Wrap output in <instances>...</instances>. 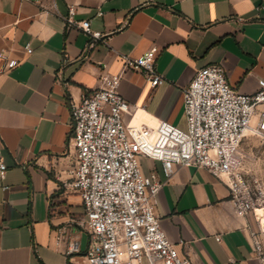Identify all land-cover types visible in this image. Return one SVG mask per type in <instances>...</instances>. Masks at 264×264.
Returning a JSON list of instances; mask_svg holds the SVG:
<instances>
[{"label": "crops", "instance_id": "0c3cea01", "mask_svg": "<svg viewBox=\"0 0 264 264\" xmlns=\"http://www.w3.org/2000/svg\"><path fill=\"white\" fill-rule=\"evenodd\" d=\"M70 7L75 20H89L103 35L87 54L90 36L67 24ZM153 47L165 82L154 88L130 70L119 93L138 120L186 130L183 90L200 69L223 66L240 94L260 90L264 0H0V162L7 167L0 174V264H87L90 234L71 185L70 101L99 88L102 76L122 74L123 55L138 58ZM140 163L145 176L165 180L160 162ZM156 213L193 264H264L253 240L258 234L264 246L258 221L238 216L227 185L205 169L175 167L156 196ZM69 241L78 242L79 255L65 254Z\"/></svg>", "mask_w": 264, "mask_h": 264}, {"label": "built area", "instance_id": "2783aa9c", "mask_svg": "<svg viewBox=\"0 0 264 264\" xmlns=\"http://www.w3.org/2000/svg\"><path fill=\"white\" fill-rule=\"evenodd\" d=\"M75 14L70 7L66 22L90 36L87 54L103 35L93 32L89 20H75ZM25 49L33 52L30 45ZM157 52L153 47L138 58L123 55L122 74L102 76L99 88L81 102L70 101L69 148L76 156L71 185L81 196L90 234L83 256L87 264H193L168 239L156 213V196L177 166L205 169L221 179L230 190L236 214L254 215L260 234L264 233V182L245 168L240 151L248 135L264 141V109H260L264 81L257 93L240 94L229 85L223 66L204 67L183 90L187 129L167 121L149 125L137 119V108L118 89L130 70L143 73L154 88L162 85L165 77L156 68ZM1 57L6 59L4 54ZM17 65L16 60H8L10 68ZM141 157L160 162L165 180L156 173L145 176ZM6 169L0 162L2 177ZM253 240L264 263L258 234L253 233ZM65 254L79 255L78 242L69 241Z\"/></svg>", "mask_w": 264, "mask_h": 264}, {"label": "rangeland", "instance_id": "374dc122", "mask_svg": "<svg viewBox=\"0 0 264 264\" xmlns=\"http://www.w3.org/2000/svg\"><path fill=\"white\" fill-rule=\"evenodd\" d=\"M241 153L244 155L246 169L258 175L264 182V141L254 135H248L242 142ZM144 264H148L144 261Z\"/></svg>", "mask_w": 264, "mask_h": 264}, {"label": "bare ground", "instance_id": "6f19581e", "mask_svg": "<svg viewBox=\"0 0 264 264\" xmlns=\"http://www.w3.org/2000/svg\"><path fill=\"white\" fill-rule=\"evenodd\" d=\"M262 212L261 211H258V215L261 216Z\"/></svg>", "mask_w": 264, "mask_h": 264}]
</instances>
